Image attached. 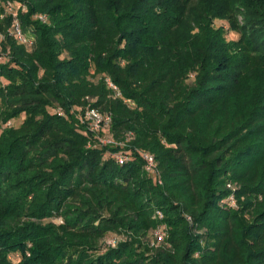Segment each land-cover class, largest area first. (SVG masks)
<instances>
[{"label":"trees","instance_id":"trees-1","mask_svg":"<svg viewBox=\"0 0 264 264\" xmlns=\"http://www.w3.org/2000/svg\"><path fill=\"white\" fill-rule=\"evenodd\" d=\"M1 16L0 264H264V0Z\"/></svg>","mask_w":264,"mask_h":264},{"label":"built area","instance_id":"built-area-1","mask_svg":"<svg viewBox=\"0 0 264 264\" xmlns=\"http://www.w3.org/2000/svg\"><path fill=\"white\" fill-rule=\"evenodd\" d=\"M7 11L9 13L13 12V7L12 5L8 6L7 7ZM0 18H3V16H1ZM44 19V18H43ZM10 34L13 35V37L20 43V44H23V45H28L31 43V41H29V39L25 36V34L23 33L22 29L20 28V25L17 21H14L13 25H12V28L10 29ZM2 41H4V35L2 33H0V58L2 57L3 55V49H2V46H1V43ZM110 86L112 88L115 89V87L109 83ZM85 118H86V121H88L90 123V126L92 128L93 131H99L101 129V127L108 123L109 122V117H104L100 112H98L97 110L95 109H91V110H88L86 112V115H85ZM10 125V123H9ZM102 142L104 144H111L112 143V140L110 138H104L102 140ZM144 158L146 159L147 161V169L149 171H152L153 167H154V159L152 156H150L149 154H145L144 155ZM122 161V160H120ZM158 217L160 219L163 218V215L161 212H158ZM167 237V233L166 231H164V229H159L155 232L154 234V239H155V242L156 243H161L163 242ZM116 242L115 241H112L110 243V246L112 247H115L116 246Z\"/></svg>","mask_w":264,"mask_h":264},{"label":"rangeland","instance_id":"rangeland-1","mask_svg":"<svg viewBox=\"0 0 264 264\" xmlns=\"http://www.w3.org/2000/svg\"><path fill=\"white\" fill-rule=\"evenodd\" d=\"M217 25H218V26H222V25H226V26H228L226 23H223V22H217ZM237 37H238V35H237L236 33H232V32H229V33H228V39H229V40H232V39L237 38ZM23 120H24V117H21V118H19V119H17V120H14V121H12V122L10 123V126H13V127H19L20 124L23 122ZM120 239H122V237L111 236V237L108 238V240H107V244L110 245V243H111L112 241H115V242L117 243V241L120 240Z\"/></svg>","mask_w":264,"mask_h":264}]
</instances>
